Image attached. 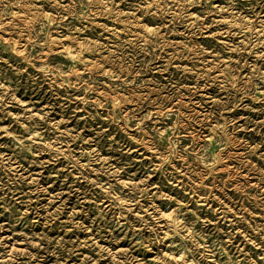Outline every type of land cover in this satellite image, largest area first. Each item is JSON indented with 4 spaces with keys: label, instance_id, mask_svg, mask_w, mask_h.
Listing matches in <instances>:
<instances>
[{
    "label": "rangeland",
    "instance_id": "obj_1",
    "mask_svg": "<svg viewBox=\"0 0 264 264\" xmlns=\"http://www.w3.org/2000/svg\"><path fill=\"white\" fill-rule=\"evenodd\" d=\"M0 264H264V0H0Z\"/></svg>",
    "mask_w": 264,
    "mask_h": 264
}]
</instances>
